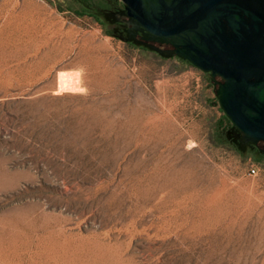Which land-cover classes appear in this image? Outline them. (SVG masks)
<instances>
[{"label": "rangeland", "instance_id": "1", "mask_svg": "<svg viewBox=\"0 0 264 264\" xmlns=\"http://www.w3.org/2000/svg\"><path fill=\"white\" fill-rule=\"evenodd\" d=\"M83 10L0 0V264H264V153L210 75Z\"/></svg>", "mask_w": 264, "mask_h": 264}, {"label": "water", "instance_id": "2", "mask_svg": "<svg viewBox=\"0 0 264 264\" xmlns=\"http://www.w3.org/2000/svg\"><path fill=\"white\" fill-rule=\"evenodd\" d=\"M122 1L127 24L144 39L130 32L125 40L207 72L231 123L230 141L241 151L261 141L264 153V0ZM147 40L173 49L160 50Z\"/></svg>", "mask_w": 264, "mask_h": 264}, {"label": "flooded vegetation", "instance_id": "3", "mask_svg": "<svg viewBox=\"0 0 264 264\" xmlns=\"http://www.w3.org/2000/svg\"><path fill=\"white\" fill-rule=\"evenodd\" d=\"M78 1H79L78 2L79 5L84 9L83 11L85 13L90 14L91 16L101 21L102 23H105V24L110 23L108 27L113 30L112 31L113 33H117V34L121 33L123 37H127V33L129 35L130 32H134L133 38L135 40L144 41V39L142 38L143 36L142 31L139 28L137 30H133L132 25L127 24V20L129 19V17L125 14L124 3L122 0H78ZM147 42L158 47L160 50H163V51L173 49V46L170 43H165V42L159 43L157 41H151V40H147ZM129 43H133V42L129 41ZM136 45L142 46L146 49L148 48L142 44H136ZM153 51H156V50H153ZM185 61H188V60H185ZM217 79H220V78L217 77ZM211 82H212V86H214L212 80ZM252 148L261 152V149H263V142L259 141L257 144L252 145Z\"/></svg>", "mask_w": 264, "mask_h": 264}, {"label": "trees", "instance_id": "4", "mask_svg": "<svg viewBox=\"0 0 264 264\" xmlns=\"http://www.w3.org/2000/svg\"><path fill=\"white\" fill-rule=\"evenodd\" d=\"M76 1L79 2L78 0H76ZM220 122L223 123L221 127H224V132H225V129L228 128V127L226 126V122L230 123V121H229V120L227 119V117L223 114V119H222ZM230 124H231V123H230ZM218 137H219V139H221V140L224 141V142H227V141H228V139H227L228 137L226 138L225 135H224V137H223L221 131H219Z\"/></svg>", "mask_w": 264, "mask_h": 264}, {"label": "built area", "instance_id": "5", "mask_svg": "<svg viewBox=\"0 0 264 264\" xmlns=\"http://www.w3.org/2000/svg\"><path fill=\"white\" fill-rule=\"evenodd\" d=\"M250 174H255L256 173V168L254 166L249 167Z\"/></svg>", "mask_w": 264, "mask_h": 264}, {"label": "bare ground", "instance_id": "6", "mask_svg": "<svg viewBox=\"0 0 264 264\" xmlns=\"http://www.w3.org/2000/svg\"><path fill=\"white\" fill-rule=\"evenodd\" d=\"M50 22H51V21H50ZM54 22H55V21H54ZM54 22H53L52 26H53V25H56V26H60V25H61V23H57V22L54 23ZM65 27H66V26H65ZM55 28H56V27H55ZM57 28H58V27H57ZM59 29H60V27H59ZM61 31H62V30H61ZM63 31H64V30H63ZM94 39H95V38H94Z\"/></svg>", "mask_w": 264, "mask_h": 264}]
</instances>
